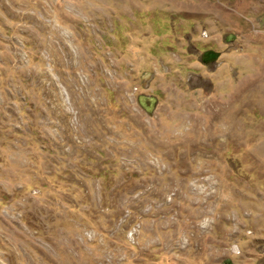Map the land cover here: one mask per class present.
Instances as JSON below:
<instances>
[{"label":"rangeland","instance_id":"374dc122","mask_svg":"<svg viewBox=\"0 0 264 264\" xmlns=\"http://www.w3.org/2000/svg\"><path fill=\"white\" fill-rule=\"evenodd\" d=\"M0 264H264V0H0Z\"/></svg>","mask_w":264,"mask_h":264},{"label":"flooded vegetation","instance_id":"af4514ba","mask_svg":"<svg viewBox=\"0 0 264 264\" xmlns=\"http://www.w3.org/2000/svg\"><path fill=\"white\" fill-rule=\"evenodd\" d=\"M219 58V54L217 52H214L213 50H208L204 52L202 56L203 62L206 64H210L212 62H216Z\"/></svg>","mask_w":264,"mask_h":264},{"label":"bare ground","instance_id":"6f19581e","mask_svg":"<svg viewBox=\"0 0 264 264\" xmlns=\"http://www.w3.org/2000/svg\"><path fill=\"white\" fill-rule=\"evenodd\" d=\"M197 190V189H196ZM199 191V190H198ZM203 192H205V191H203ZM198 193V192H197ZM203 195V194H202Z\"/></svg>","mask_w":264,"mask_h":264}]
</instances>
